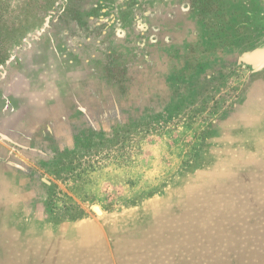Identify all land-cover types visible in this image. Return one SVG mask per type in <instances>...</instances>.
<instances>
[{
    "label": "rangeland",
    "instance_id": "obj_1",
    "mask_svg": "<svg viewBox=\"0 0 264 264\" xmlns=\"http://www.w3.org/2000/svg\"><path fill=\"white\" fill-rule=\"evenodd\" d=\"M263 246L264 0H0V264Z\"/></svg>",
    "mask_w": 264,
    "mask_h": 264
},
{
    "label": "trees",
    "instance_id": "obj_2",
    "mask_svg": "<svg viewBox=\"0 0 264 264\" xmlns=\"http://www.w3.org/2000/svg\"><path fill=\"white\" fill-rule=\"evenodd\" d=\"M259 247H260V245H259ZM264 247V246H263ZM256 251V250H255ZM258 262V260L256 259V262L254 263V262H252L251 264H260V263H257ZM264 264V263H263Z\"/></svg>",
    "mask_w": 264,
    "mask_h": 264
},
{
    "label": "water",
    "instance_id": "obj_3",
    "mask_svg": "<svg viewBox=\"0 0 264 264\" xmlns=\"http://www.w3.org/2000/svg\"><path fill=\"white\" fill-rule=\"evenodd\" d=\"M95 210H96V212H97L98 214H101L99 208H96Z\"/></svg>",
    "mask_w": 264,
    "mask_h": 264
}]
</instances>
